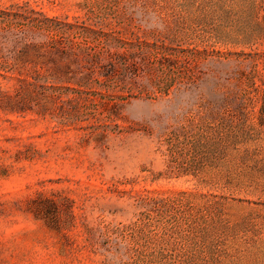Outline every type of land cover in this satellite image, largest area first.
Here are the masks:
<instances>
[{"label": "rangeland", "instance_id": "1", "mask_svg": "<svg viewBox=\"0 0 264 264\" xmlns=\"http://www.w3.org/2000/svg\"><path fill=\"white\" fill-rule=\"evenodd\" d=\"M14 2L179 45L190 84L99 107L97 139L0 81V264H264V0Z\"/></svg>", "mask_w": 264, "mask_h": 264}, {"label": "trees", "instance_id": "2", "mask_svg": "<svg viewBox=\"0 0 264 264\" xmlns=\"http://www.w3.org/2000/svg\"><path fill=\"white\" fill-rule=\"evenodd\" d=\"M133 35L107 29L91 7L84 20L68 22L28 2L0 6V81L15 93L4 95L3 108L21 113L36 107L45 115L50 101L62 125L88 122L82 127L90 130L87 136L102 139L109 125L101 127L99 107L111 121L130 98L166 97L173 88H188L181 76L187 51Z\"/></svg>", "mask_w": 264, "mask_h": 264}]
</instances>
